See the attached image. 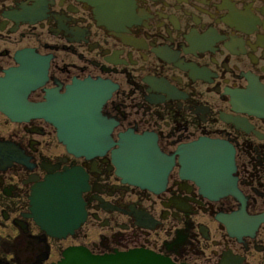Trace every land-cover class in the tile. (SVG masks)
Listing matches in <instances>:
<instances>
[{
	"label": "flooded vegetation",
	"instance_id": "af4514ba",
	"mask_svg": "<svg viewBox=\"0 0 264 264\" xmlns=\"http://www.w3.org/2000/svg\"><path fill=\"white\" fill-rule=\"evenodd\" d=\"M22 61L41 83L34 105L105 83L109 140L97 155L75 154L39 112L12 117L0 103V264H55L70 247L264 264V0H0V79ZM201 139L233 151L224 192L186 171ZM152 141L174 163L150 189L119 173L117 155ZM66 172L86 217L57 236L37 222L33 193Z\"/></svg>",
	"mask_w": 264,
	"mask_h": 264
},
{
	"label": "water",
	"instance_id": "95a60500",
	"mask_svg": "<svg viewBox=\"0 0 264 264\" xmlns=\"http://www.w3.org/2000/svg\"><path fill=\"white\" fill-rule=\"evenodd\" d=\"M21 65V68L9 71L5 78L0 79L2 109L12 117H18L22 112H39L59 128L61 141L75 154L88 157L97 155L95 150L105 146L109 140V132L101 127L105 121L101 116L102 107L109 94H101L100 90L106 84L87 80L78 83L64 95L50 93L47 103L34 105L27 101V97L41 84L30 69L35 63L22 61ZM125 141L129 142L128 139ZM143 143L146 146L141 143L134 151L124 150L117 155L118 171L126 180L151 189L154 187L149 180L162 179L161 183L165 184L174 159H166L158 151L154 141ZM186 156V171L207 189L224 192L233 184L234 154L227 143L201 139L189 147ZM166 161V166L159 167L161 162ZM135 175L137 181H132L131 178ZM81 190L74 174L66 172L47 177L37 185L33 193V210L37 222L53 235L64 236L73 232L86 217L80 200ZM55 264L177 263L144 249L94 255L84 247H70Z\"/></svg>",
	"mask_w": 264,
	"mask_h": 264
}]
</instances>
